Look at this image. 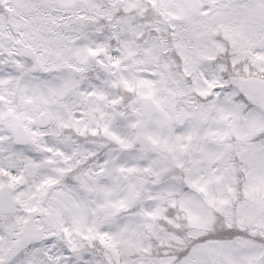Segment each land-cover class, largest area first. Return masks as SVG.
<instances>
[{
  "label": "snow or ice",
  "instance_id": "obj_1",
  "mask_svg": "<svg viewBox=\"0 0 264 264\" xmlns=\"http://www.w3.org/2000/svg\"><path fill=\"white\" fill-rule=\"evenodd\" d=\"M0 264H264V0H0Z\"/></svg>",
  "mask_w": 264,
  "mask_h": 264
}]
</instances>
